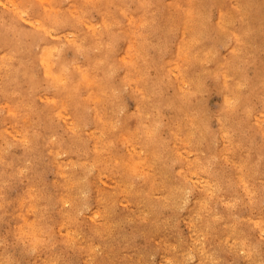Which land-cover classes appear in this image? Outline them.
Listing matches in <instances>:
<instances>
[{"label": "rangeland", "instance_id": "obj_1", "mask_svg": "<svg viewBox=\"0 0 264 264\" xmlns=\"http://www.w3.org/2000/svg\"><path fill=\"white\" fill-rule=\"evenodd\" d=\"M1 263L264 264V0H0Z\"/></svg>", "mask_w": 264, "mask_h": 264}, {"label": "bare ground", "instance_id": "obj_2", "mask_svg": "<svg viewBox=\"0 0 264 264\" xmlns=\"http://www.w3.org/2000/svg\"><path fill=\"white\" fill-rule=\"evenodd\" d=\"M239 5V4H238ZM191 8V7H190ZM198 8V7H197ZM233 10V9H232ZM70 11V10H69ZM190 12V11H189ZM193 13V12H192ZM189 14H191V13H189ZM204 17V16H203ZM171 18V17H170ZM242 18V17H241ZM208 19V18H207ZM197 20V19H196ZM219 20V19H218ZM199 23V22H198ZM202 24V23H201ZM190 26V25H189ZM173 27V26H172ZM26 30V29H25ZM169 30V29H168ZM189 30H190V28H189ZM28 36V35H27ZM180 36V35H179ZM188 39V38H187ZM198 39V38H197ZM186 41V40H185ZM111 48V47H110ZM169 49V48H168ZM108 52V51H107ZM110 52V51H109ZM210 55V54H209ZM79 57V56H78ZM186 58V57H185ZM101 64V63H100ZM99 64V65H100ZM101 68V67H100ZM114 69V68H113ZM127 69V68H126ZM72 73V72H71ZM104 76V75H103ZM243 80V79H242ZM257 81V80H256ZM113 85V84H112ZM136 86V85H135ZM179 87V86H178ZM112 88V87H111ZM103 91V90H102ZM252 91V90H251ZM239 94V93H238ZM230 96V95H229ZM241 97V96H240ZM229 98V97H228ZM237 98V97H236ZM97 99V98H96ZM245 99V98H244ZM117 101V100H116ZM87 105V104H86ZM114 109V108H113ZM226 112V111H225ZM248 115V114H247ZM260 117V116H259ZM224 119V118H223ZM112 120V119H111ZM69 121V120H68ZM241 126V125H240ZM201 127V126H200ZM220 127V126H219ZM108 132V131H107ZM95 134V133H94ZM93 134V135H94ZM104 135V134H103ZM94 144V143H93ZM98 150V149H97ZM134 150V149H133ZM137 153V152H136ZM138 154V153H137ZM96 159V158H95ZM91 161V160H90ZM92 162V161H91ZM94 163V162H93ZM87 166V165H86ZM88 168V167H87ZM98 169V168H97ZM239 174V173H238ZM113 178V177H112ZM99 181V180H98ZM153 181V180H152ZM118 185V184H117ZM174 185V184H173ZM102 187V186H101ZM139 187V186H138ZM122 189V188H121ZM122 192V191H121ZM127 193V192H126ZM155 195V194H154ZM63 198V197H62ZM139 198V197H138ZM167 198V197H166ZM182 198V197H181ZM115 200V199H114ZM136 200V199H135ZM113 201V200H112ZM63 202V201H62ZM27 208V207H26ZM113 210V209H112ZM139 214V213H138ZM189 215V214H188ZM139 216V215H138ZM145 216V215H144ZM148 216V215H147ZM140 221V220H139ZM232 222V221H231ZM105 223H106V221H105ZM193 223V222H192ZM238 223V222H237ZM234 224V223H233ZM157 225V224H156ZM238 226V225H237ZM240 227V226H239ZM238 227V228H239ZM195 228V227H194ZM198 229V228H197ZM200 229V228H199ZM209 229V228H208ZM228 230V229H227ZM152 231V230H151ZM191 231V230H190ZM152 233H153V231H152ZM206 236V235H205ZM194 240V239H193ZM198 240V239H197ZM195 244V243H194ZM200 244V243H199ZM195 246V245H194ZM199 246V245H198ZM201 247V246H200ZM199 248V247H198ZM173 251V250H172ZM120 252V251H119ZM93 254V253H92ZM167 254V253H166ZM192 254V253H191ZM207 254V253H206ZM205 254V255H206ZM210 254V253H209ZM185 255V254H184ZM183 255V256H184ZM129 256V255H128ZM167 256V255H166ZM169 256V255H168ZM186 256V255H185ZM85 257V256H84ZM199 257V256H198ZM169 258V257H168ZM175 258V257H174ZM219 258V257H218ZM204 259V258H203ZM142 260V259H141ZM170 262V261H169ZM209 263V262H208ZM2 264V263H1ZM8 264V263H7Z\"/></svg>", "mask_w": 264, "mask_h": 264}]
</instances>
